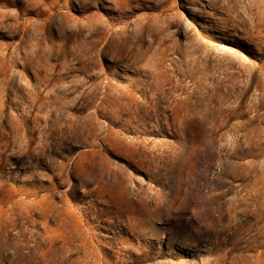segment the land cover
Masks as SVG:
<instances>
[{
	"label": "rangeland",
	"instance_id": "obj_1",
	"mask_svg": "<svg viewBox=\"0 0 264 264\" xmlns=\"http://www.w3.org/2000/svg\"><path fill=\"white\" fill-rule=\"evenodd\" d=\"M0 264H264V0H0Z\"/></svg>",
	"mask_w": 264,
	"mask_h": 264
}]
</instances>
